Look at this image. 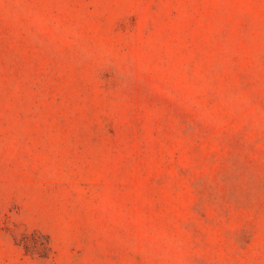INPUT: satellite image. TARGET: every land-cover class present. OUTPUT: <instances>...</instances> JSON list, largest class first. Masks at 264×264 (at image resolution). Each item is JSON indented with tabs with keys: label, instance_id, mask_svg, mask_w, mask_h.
Wrapping results in <instances>:
<instances>
[{
	"label": "rangeland",
	"instance_id": "obj_1",
	"mask_svg": "<svg viewBox=\"0 0 264 264\" xmlns=\"http://www.w3.org/2000/svg\"><path fill=\"white\" fill-rule=\"evenodd\" d=\"M0 264H264V0H0Z\"/></svg>",
	"mask_w": 264,
	"mask_h": 264
}]
</instances>
